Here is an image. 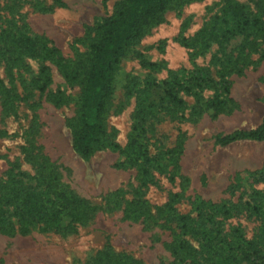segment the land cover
I'll return each instance as SVG.
<instances>
[{
	"label": "rangeland",
	"instance_id": "1",
	"mask_svg": "<svg viewBox=\"0 0 264 264\" xmlns=\"http://www.w3.org/2000/svg\"><path fill=\"white\" fill-rule=\"evenodd\" d=\"M124 1L0 0V30L46 39L68 65L84 67L95 26ZM222 4L172 0L161 21L128 48L113 75L105 118L107 137L120 148L102 147L88 159L73 149L69 126L79 111L82 81H67L49 59L0 50V183L9 173H23L25 190H61L86 204V216L52 227L34 223L22 231L8 216L0 223V264H95L104 250L141 264H184L170 244L186 238L198 247L196 239L179 234L176 219L194 217L197 203L203 211L206 203L236 205L221 225L224 232L240 226L246 238L257 234L260 221L243 204L254 190H264V180L249 175L263 166L264 139L225 145L215 139L260 123L264 58L227 75L226 91L212 63L217 46L202 52L183 44ZM259 49L264 54V42ZM41 66L49 77L42 90ZM173 74L184 82L176 105L151 83L161 85ZM215 97L223 100L218 108L210 104ZM131 139L150 158L147 181L140 178L141 162L122 152Z\"/></svg>",
	"mask_w": 264,
	"mask_h": 264
},
{
	"label": "trees",
	"instance_id": "2",
	"mask_svg": "<svg viewBox=\"0 0 264 264\" xmlns=\"http://www.w3.org/2000/svg\"><path fill=\"white\" fill-rule=\"evenodd\" d=\"M172 0H125L124 4L111 15L106 16L95 28V39L88 45L86 66L68 65L60 51L50 41L22 32L3 28L0 30V50L15 55L27 54L41 59H49L62 72L69 82L82 81L79 111L69 120L71 142L75 152L83 159H88L102 147L120 148L107 137L105 118L112 94L113 75L121 57L128 48L139 40L149 27L161 21L162 14ZM183 39V44L204 52L212 45L217 46L219 55L212 63L217 66L219 77L224 80L222 86L227 91L225 77L231 73H240L251 64L264 58L260 44L264 42V0H223L219 13L209 19L197 30L190 42ZM232 40L236 42L232 43ZM51 44V45H49ZM257 55L253 58L252 55ZM143 65L154 66L149 62ZM40 88L49 82L46 66L39 68ZM153 88H160L163 98L172 104L182 101L177 91L184 86L182 78L176 74ZM148 88V87H147ZM146 88V90H147ZM0 91H3L0 81ZM223 100L215 97L210 104L215 108ZM139 106L142 109V104ZM264 139V115L260 123L248 130H235L217 136L218 144H229L238 140L260 141ZM127 160H139L142 165L140 178L147 181L148 170L145 164L150 161L147 151L133 139L122 148ZM253 181L264 180V163L261 169L249 173ZM20 176V177H19ZM23 173H9L0 183V223L12 216L20 230L26 231L34 223L44 227L58 226L63 219L75 222L86 216V204L82 199L61 190L42 188L34 192L25 190ZM251 201H244L260 221L257 234L246 238L240 226L225 231L222 224L232 218L233 207L224 204L206 203L205 210L192 217H176L187 235L198 242V247L189 245L186 238H179L170 244L173 254L184 264H264V190H254ZM241 203H237L239 206ZM12 208V211L8 210ZM196 226V227H195ZM95 264H141V261L124 253L101 251Z\"/></svg>",
	"mask_w": 264,
	"mask_h": 264
}]
</instances>
